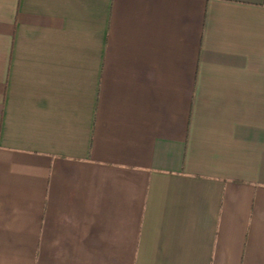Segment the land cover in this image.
Segmentation results:
<instances>
[{
  "label": "crops",
  "instance_id": "1",
  "mask_svg": "<svg viewBox=\"0 0 264 264\" xmlns=\"http://www.w3.org/2000/svg\"><path fill=\"white\" fill-rule=\"evenodd\" d=\"M0 264H264V0H0Z\"/></svg>",
  "mask_w": 264,
  "mask_h": 264
}]
</instances>
